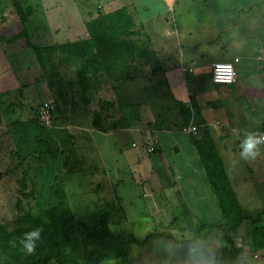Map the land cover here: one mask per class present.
<instances>
[{
	"label": "crops",
	"instance_id": "1",
	"mask_svg": "<svg viewBox=\"0 0 264 264\" xmlns=\"http://www.w3.org/2000/svg\"><path fill=\"white\" fill-rule=\"evenodd\" d=\"M85 2L87 6L91 3L94 6L93 10L86 9L87 17L89 14L96 16L125 11L133 25H137L138 35H143L141 44H145L147 49L145 57H149L150 62L148 71L138 73V77L147 79L149 84H144V87L141 84L137 88L149 89L154 101L151 105L148 101L139 104L137 118L127 128L110 133L96 131L86 137L87 143L91 138L95 143V135L103 138V143H96L94 147L96 159L103 166L94 173L90 172L92 181L89 183L82 177L85 170L68 169L61 179L64 191L76 193L77 190L79 196L69 194L65 199L72 206L83 205L80 201H87L113 207V212L102 215L104 226L91 225L96 233L102 235L106 232L107 240L118 235L139 242L153 237L154 240L149 239L148 247H152L158 238H173L177 243H183L193 238L191 224L212 225L215 227L205 231L197 243L201 244L202 239L207 237L208 241L212 240L211 245L207 242L201 250L196 249L194 244L195 253L203 252L205 256L197 255L193 260L199 264H231L238 260L225 257L229 245L223 241L225 234L216 227L225 223V216L219 194L212 184V176L218 170L223 172L244 217L254 221L261 217L260 225L264 226V146L255 160L243 161L239 158V143L244 135L257 131L264 133V0ZM48 3L50 8L55 9L53 22L57 23L56 15L76 13L74 5L78 2L49 0ZM55 23L56 31L60 25ZM71 27L75 28L74 25ZM60 31L56 35L64 37L65 42L54 44L88 40L78 38L80 32L79 36L83 35L81 29L79 33L73 32L68 36H63ZM236 59L237 82L230 86L215 85L212 80L213 65ZM0 72L1 111L8 101L6 91L9 89L2 85L8 79L6 72ZM129 89H132L131 84ZM16 93L23 95L20 103L30 98L25 92ZM80 109L82 115L77 119L79 122L69 119L67 124H63L64 128L69 130L67 125L79 126L81 133L89 131L90 119L83 116L84 107ZM190 125L197 128V134L181 131L182 127ZM136 135L142 137L146 155L141 153L135 141ZM125 137L129 138L128 141L124 140ZM154 141L158 142L157 150L150 154L147 147ZM208 154L219 161L213 173L210 171L215 163L207 164L202 158ZM89 189L95 199L85 196L89 195L86 194ZM139 201L146 204L140 214L146 219L137 225L131 208L134 205L137 207ZM68 216V219L62 220L64 224L68 222L62 231L69 236L82 234V228L73 229L75 223L93 221L91 214L86 217L74 213ZM254 228V225L247 227L244 235L237 233L234 238H253ZM107 240L90 246L80 244L79 255L69 254L74 259L71 262L65 260L64 251L63 264L84 263L85 249ZM206 257L211 260H206ZM130 258L128 261L107 260L101 264H130Z\"/></svg>",
	"mask_w": 264,
	"mask_h": 264
},
{
	"label": "rangeland",
	"instance_id": "2",
	"mask_svg": "<svg viewBox=\"0 0 264 264\" xmlns=\"http://www.w3.org/2000/svg\"><path fill=\"white\" fill-rule=\"evenodd\" d=\"M48 2L49 0H0V70L8 76L2 85L9 89L6 91L9 98L4 104L5 109L0 111V225L6 226L8 232L12 233L20 227V221L27 215H45L49 223L59 230L60 241L66 252L65 260L71 262L74 259L70 255L80 254V244L90 246L109 237L106 232L101 235L91 228V225L101 223L96 219L97 215L100 218L103 215V205L80 201L83 205L72 206L67 202L65 198L69 194L79 196V193L77 190V194L64 191L65 187L61 183L64 173L73 168L85 170L82 177L86 181L88 179V183L92 181L90 172L94 173L103 166L94 154L95 144L99 145L103 138L95 135V143L92 138V142L87 143L86 137L96 131L110 133L127 128L137 118V107L147 101L151 105L154 98L149 89L137 88L141 84L142 87L149 84L146 83L147 79H140L138 73L148 71L147 66L150 64L149 57L145 55L135 58L138 49H145V44H141L143 35H138L140 31L137 25L131 28L130 36L117 34L118 44H115V30L112 28L114 22H111L115 17L105 20L107 25L104 28L100 20L103 14H89L87 17L85 12L93 10V4L87 6L85 0H77V7L74 5L76 13L57 14L55 23V9L50 8ZM54 23L60 25L57 27L59 30L55 31ZM79 29L83 31L81 36ZM59 31L63 36L80 32L78 38L88 40L77 42L71 49H67L63 46L66 44H54L65 42L64 37L56 35ZM105 39L107 41L101 43ZM128 42L134 43V54L133 50L126 48ZM129 84H132V89H129ZM125 87H128V91ZM17 91L27 93L30 98H25L20 103L23 95L17 94ZM48 100L57 106L54 124L40 128L36 124L38 109L43 101ZM81 107L85 110L83 116L86 115L91 124L89 131L82 132L83 134L79 126L67 125L69 130L63 126L69 119L79 122L77 119L82 115ZM70 109L72 110L68 111ZM85 134L88 136H84ZM135 137L141 153L146 155L142 137ZM128 139L124 138L125 141ZM113 156L112 154L114 159ZM107 160L106 158L105 165ZM111 160L108 162H112ZM95 179L96 177L93 178L94 182ZM86 194L89 195L85 196L95 199L90 189ZM111 201L112 198L109 202ZM138 203L137 207L134 205L131 208L133 221L137 225L144 223L143 220L146 219L144 215H140L146 204L142 201ZM108 207L107 212H113V207ZM73 213L82 215L81 217L96 215V218L92 222L85 220L72 225L73 229L82 228L81 235H65L62 229H65L68 222L64 224L62 220L68 219V215ZM241 226L238 233L244 235L252 222L247 220ZM207 230L209 229L205 231ZM107 232L111 235L110 231ZM6 237L0 231V261L8 258L9 245L14 248L19 243L12 240L13 243L9 244L7 241V245ZM146 239L143 240L145 244L134 246L130 264H199L193 258L197 255L204 257L205 254H196L194 249L202 250L201 247L207 242L211 245L212 241H208L207 237L203 238L201 244L196 243L194 248L193 243H177L173 238H158L161 241L155 240L152 247H148L149 240ZM232 240L234 244H227L229 247L226 249L229 251L225 257L233 259V251L239 249H243L244 257L231 264H264V256L256 257L258 251H255L253 238L238 236Z\"/></svg>",
	"mask_w": 264,
	"mask_h": 264
},
{
	"label": "trees",
	"instance_id": "3",
	"mask_svg": "<svg viewBox=\"0 0 264 264\" xmlns=\"http://www.w3.org/2000/svg\"><path fill=\"white\" fill-rule=\"evenodd\" d=\"M20 10L22 11L21 8ZM111 14L100 16V20L101 22H103L101 23V26L105 28L106 27L105 25H107V23H104V21L105 20L109 21L108 18L113 19L112 17H115V19L112 20L111 22H114L112 28H114L115 30V39H116L115 44H118L117 34L122 36H126V35L130 36L131 35L130 30L134 25L125 11H120ZM102 40L101 43L107 41V39H105L103 42ZM75 44L77 43L66 44L63 46H66L67 49H71V47L75 46ZM92 45H94V43ZM126 45H127L126 48H128L129 50L130 49L133 50L132 52L133 54L136 52V48L133 46L134 43L128 42V44ZM141 55H147L146 48L138 49L137 52L135 53V58H138L137 56L140 57ZM126 88L128 87H125V89ZM126 90L128 91V89ZM43 102L39 106L36 117V124L40 128L44 127L40 124L39 116H38L40 107L43 104ZM47 102L52 103L55 107L53 113V120H52V124H54L55 111H57V106L53 101L48 100ZM202 158L207 164H209V162L215 163L214 167H212V170L210 171L209 169L210 173L211 172L213 173L214 169L218 167L219 161L213 160L212 154L204 155ZM212 177L214 178L212 184L213 187L216 189L217 193L219 194V198L221 200V209L225 216V223L221 226H216L225 234L223 235V241L226 244L233 245L234 242L232 239L238 233L240 226L243 224V222L249 220L252 222V225L255 226L254 230L252 231L255 251L258 252L264 251V226L260 225L261 217L257 221L245 218L235 198V194L230 187L229 181L225 177V175H223V172L218 170V172L214 174V176ZM103 207L105 208L104 213L110 214L107 212L108 211L107 208L109 207L105 205H103ZM97 216L98 218L96 220H99L101 222L103 219L102 216L101 218L100 215ZM92 218H96V215L92 216ZM37 226H41L43 228V233H42V240L38 242V246L36 248L35 253L32 255H26L22 251L19 243L14 248L12 245H9V252H10L9 256L8 258L3 259V261H0V264H48L52 262L57 264H63L64 250L62 243L60 241V234L57 228H55L49 223L45 215L40 213L36 215H27L20 221V227L14 232L9 233L7 227L1 225H0V231L1 233L7 236L5 241L6 242L9 241L10 242L9 244H11L13 243L14 240L15 242H19V239L22 237L23 233L30 231ZM97 226L99 227L104 226V222H101ZM213 227L215 226L212 225L197 226L195 224H191L190 228H191V233L193 234V238L192 240L184 241L183 243L185 242L193 243V244L198 243L203 232L206 229H210ZM150 238L151 237H148L146 240H149ZM143 244H145V241L139 242L134 238H123V237H119L118 235H113L112 238H110L109 240L103 243L96 244L91 248L89 247L86 248L85 249L86 256L84 263H73V264H101L102 262L107 260H117V259L127 261L131 257L133 245L141 246ZM233 252L235 254L233 258H240L244 256L243 249H239L238 251H233ZM207 260H211V258L208 257Z\"/></svg>",
	"mask_w": 264,
	"mask_h": 264
},
{
	"label": "built area",
	"instance_id": "4",
	"mask_svg": "<svg viewBox=\"0 0 264 264\" xmlns=\"http://www.w3.org/2000/svg\"><path fill=\"white\" fill-rule=\"evenodd\" d=\"M234 62H218L212 68V80L215 85H234L237 82V71ZM55 107L52 103L44 101L39 111V122L44 127H49L53 120ZM181 131L187 134H197V128L193 126L182 127ZM157 141L152 142L148 147V153H155L157 150ZM264 256V251L257 252L256 257Z\"/></svg>",
	"mask_w": 264,
	"mask_h": 264
},
{
	"label": "clouds",
	"instance_id": "5",
	"mask_svg": "<svg viewBox=\"0 0 264 264\" xmlns=\"http://www.w3.org/2000/svg\"><path fill=\"white\" fill-rule=\"evenodd\" d=\"M262 146H264V133L258 131L246 133L239 143V158L243 161L255 160L261 155ZM42 233L43 228L41 226L23 233L19 239V244L26 255L35 253L38 242L42 240Z\"/></svg>",
	"mask_w": 264,
	"mask_h": 264
}]
</instances>
